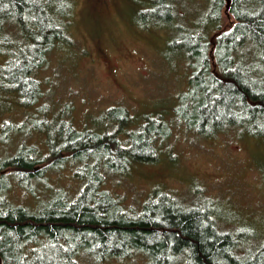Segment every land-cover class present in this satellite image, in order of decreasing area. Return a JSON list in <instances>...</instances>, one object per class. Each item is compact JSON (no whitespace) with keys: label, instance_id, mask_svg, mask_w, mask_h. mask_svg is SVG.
Listing matches in <instances>:
<instances>
[{"label":"trees","instance_id":"obj_1","mask_svg":"<svg viewBox=\"0 0 264 264\" xmlns=\"http://www.w3.org/2000/svg\"><path fill=\"white\" fill-rule=\"evenodd\" d=\"M184 1L126 0L128 16L151 24L140 30L157 24L172 32L179 56H168L190 67L172 120L203 136L234 128L264 138V0H231L228 11L227 0H189L190 7ZM72 5L0 0V95H13L15 116L39 115L34 127L4 123L12 133L4 146L17 144L0 155V264H106L137 254L145 264H264V238L222 228L208 198V205L191 206L155 185L146 201L128 204L111 191L108 179L115 183L134 164L158 161L176 126L150 117L129 127L142 110L113 95L128 103L114 104L95 126L78 127L72 103L50 97V77L41 72L51 55L69 47L78 57H93L90 47L99 56L111 53L100 28L95 46L75 45ZM199 7L204 14L196 16Z\"/></svg>","mask_w":264,"mask_h":264},{"label":"rangeland","instance_id":"obj_2","mask_svg":"<svg viewBox=\"0 0 264 264\" xmlns=\"http://www.w3.org/2000/svg\"><path fill=\"white\" fill-rule=\"evenodd\" d=\"M98 2L73 0L71 30L78 40L75 45L82 48V45L95 46L91 45L94 31L100 28L101 40L111 47L110 56H99L96 47L89 48L93 57L75 56L70 47L65 52L51 55L41 72L50 77V97L58 96L60 101L72 103V118L77 120L78 127L83 126L81 121L95 126L96 117L107 118L105 114L109 108L128 101L143 113V117H135L129 127H136L150 117L167 119L175 127L177 123L172 118H177L178 96L187 88L191 70L181 58L168 56H179L173 45L172 32L170 34L167 28L157 24L140 30L141 25L151 24L128 16L129 4L134 5L130 1L128 4L126 0H106V5ZM184 3L190 5L189 0ZM195 11L196 16L203 15L204 7ZM99 23L100 26L96 27ZM191 24L188 20V27ZM91 58L95 61L91 62ZM59 59H64V65ZM113 95L123 96L128 101ZM0 97V155H7L14 151L17 143L4 146L12 135L6 131L8 128L4 123L17 125L25 121L27 127H34L32 123L39 120V115L33 113L36 120L32 115L28 118L15 116L19 108L13 95ZM58 104L60 108L62 103ZM53 115L51 113L49 117L53 119ZM251 132L228 128L215 135L203 136L186 126H176L171 137L160 145L158 161L134 164L125 176H114L117 181L111 183L108 179L107 184L114 193L124 194L128 204L133 199L138 203L146 201L155 185L191 206L197 201L208 205V198L216 206L222 228H246L244 230L253 238H264V167H261L264 138ZM34 139L38 146V137ZM66 176L68 173L61 176L63 181L68 179ZM13 197L17 201L20 199L19 195ZM145 263L146 258L137 254L133 258L115 259L106 264Z\"/></svg>","mask_w":264,"mask_h":264},{"label":"flooded vegetation","instance_id":"obj_3","mask_svg":"<svg viewBox=\"0 0 264 264\" xmlns=\"http://www.w3.org/2000/svg\"><path fill=\"white\" fill-rule=\"evenodd\" d=\"M100 52H102V54H106V49L105 48H102V49H100ZM101 56L105 57L106 55L105 56L104 55H101Z\"/></svg>","mask_w":264,"mask_h":264},{"label":"water","instance_id":"obj_4","mask_svg":"<svg viewBox=\"0 0 264 264\" xmlns=\"http://www.w3.org/2000/svg\"><path fill=\"white\" fill-rule=\"evenodd\" d=\"M227 2H228V4H227V11H228L230 8L231 0H227Z\"/></svg>","mask_w":264,"mask_h":264}]
</instances>
